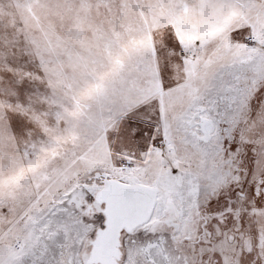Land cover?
I'll use <instances>...</instances> for the list:
<instances>
[{
  "label": "rangeland",
  "instance_id": "374dc122",
  "mask_svg": "<svg viewBox=\"0 0 264 264\" xmlns=\"http://www.w3.org/2000/svg\"><path fill=\"white\" fill-rule=\"evenodd\" d=\"M210 74L258 108L242 147L194 144ZM109 179L158 188L117 264H264V0H0V264H86Z\"/></svg>",
  "mask_w": 264,
  "mask_h": 264
},
{
  "label": "bare ground",
  "instance_id": "6f19581e",
  "mask_svg": "<svg viewBox=\"0 0 264 264\" xmlns=\"http://www.w3.org/2000/svg\"><path fill=\"white\" fill-rule=\"evenodd\" d=\"M223 79L224 77L222 74L221 76L220 74L209 75L207 80L204 82L201 91L196 93V102L194 104L195 107L193 108V112L191 114L193 116L190 117L192 120L187 122V124H190L193 128L192 132H194L195 137L194 144L197 143L199 146L207 150L212 149L210 145L216 137H221V132H218V130L221 128L222 124L226 125L227 128L225 132L229 137V141L225 142L224 147L227 146L230 149L232 147H236V145H239L240 147L244 146V142L251 138L250 130H252L255 125L253 121L255 118V112L258 111V108L253 103V98L243 99V96L249 95L250 91H247L245 88H241L237 83H227L226 79ZM191 127L189 126V128ZM238 136H240V139ZM225 152L227 153L229 151L226 150ZM202 155L207 159L210 157V155H206V153ZM206 163H209V161L207 160L205 164ZM228 165L229 164H224L222 167H220V165L217 166L215 171L216 177L220 174V171ZM215 175L214 178H216ZM183 182V176L180 175L177 177L175 183L179 186H183ZM129 184L149 185L156 190L154 204L151 209L152 212L158 200L157 185L144 184L140 181L129 182ZM82 186V188H86L84 185ZM101 188H103L102 185L100 186V189ZM192 190L196 191L198 190V187L196 185H190L189 191ZM86 191L89 192V188H86ZM180 198L183 200L185 197L180 195ZM182 211H184V208L180 210V212ZM149 216L144 223L138 225L135 229H141L143 226L147 225L150 220ZM156 247V242L151 241L148 243V245L144 246L142 250L146 251L151 261H153L155 264H159V262L154 259L151 253Z\"/></svg>",
  "mask_w": 264,
  "mask_h": 264
},
{
  "label": "water",
  "instance_id": "95a60500",
  "mask_svg": "<svg viewBox=\"0 0 264 264\" xmlns=\"http://www.w3.org/2000/svg\"><path fill=\"white\" fill-rule=\"evenodd\" d=\"M155 192L149 185H131L117 179L104 183L94 199L103 214L104 225L90 241L91 249L84 259L86 264L118 263L122 232L130 231L147 220Z\"/></svg>",
  "mask_w": 264,
  "mask_h": 264
},
{
  "label": "flooded vegetation",
  "instance_id": "af4514ba",
  "mask_svg": "<svg viewBox=\"0 0 264 264\" xmlns=\"http://www.w3.org/2000/svg\"><path fill=\"white\" fill-rule=\"evenodd\" d=\"M102 223H103V225H104V217H103ZM103 225H102L101 227H103ZM101 227H99V228H101ZM99 228H94L95 230H94L93 238H92L91 240L94 239L95 234H96V231H97ZM135 228H136V227H135ZM135 228H133V229H135ZM133 229H132V230H133ZM132 230H130V231H132ZM122 233H123V232H122ZM122 236H123V234H121V236H120V247H121V243H122ZM91 240H90V241H91ZM90 249H91V245H90L89 251H90ZM120 250H121V248H120ZM89 251H88V252H89ZM120 257H121V254H120ZM119 259H120V258H119Z\"/></svg>",
  "mask_w": 264,
  "mask_h": 264
}]
</instances>
